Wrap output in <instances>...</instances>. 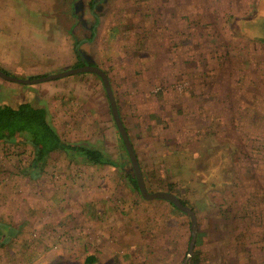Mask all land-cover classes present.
<instances>
[{
  "label": "rangeland",
  "instance_id": "1",
  "mask_svg": "<svg viewBox=\"0 0 264 264\" xmlns=\"http://www.w3.org/2000/svg\"><path fill=\"white\" fill-rule=\"evenodd\" d=\"M56 1L51 34L55 46L63 43V56L53 48L45 67H53L51 76L75 69L78 48L80 62L106 73L148 192L169 189L194 209L188 264H264V0ZM111 26L119 30L109 39ZM11 42L20 60L41 54ZM46 55L30 65L47 64ZM55 81L63 82V95L49 98L39 93L43 82L18 88L9 82L0 106L59 105L60 116L50 117L59 136L104 150L118 167L53 154L31 178L24 175L31 148L0 144V220L19 228L0 249V264H85L88 256L95 264H182L190 219L165 202L142 199L131 185L132 167L100 79L85 73ZM176 85L184 87L175 92ZM76 96L95 115L94 129L63 116ZM139 112L143 123L156 124L150 136L134 134ZM188 128L189 137L181 132ZM187 144L195 145V165L187 161Z\"/></svg>",
  "mask_w": 264,
  "mask_h": 264
},
{
  "label": "crops",
  "instance_id": "2",
  "mask_svg": "<svg viewBox=\"0 0 264 264\" xmlns=\"http://www.w3.org/2000/svg\"><path fill=\"white\" fill-rule=\"evenodd\" d=\"M58 1L59 0H57L55 3L61 5ZM52 5H53V0H0V69L1 70L9 74H14L15 76H17L14 78H18L19 80H26V81L48 77V76H51V74H53L52 73L53 67H51L50 69V67L46 68L45 66L51 64L53 61V57H52L53 48L56 52H60L63 56V47H62L63 43L59 42V46H55L58 44L57 42L53 43V37L51 34ZM100 7H101V10L99 11H102V12L105 11V9H107L109 13L125 12L124 8H122V10L120 9L111 10L110 7H106V6H100ZM219 8H222V7L219 6ZM125 9H131V8L130 6H128ZM205 11L211 12V10H206V9ZM193 12H196V11L193 10ZM111 17L112 19H116L115 16L111 15ZM123 18L124 17L120 19H123ZM108 22H110V20ZM109 28H110L108 30L109 34L107 35V38L111 39L110 35L118 31L119 28L115 26H111ZM5 29L12 30V33L9 32V34H12V37L6 35ZM95 35L96 34L94 33V36ZM11 41H13L14 43L13 46L26 45V46H29L30 48L36 47L39 51H41V54H37V53L35 54V52H31L32 57H33L31 61H29V59L20 60L18 57H20L22 54L16 55V49L9 48V44L10 45L12 44ZM42 53L45 55V57H43ZM46 54L50 55V58H49L50 61L47 64L35 65L34 66L35 68L33 67V65H30V62L38 63L39 61L47 60ZM156 61H158V59H156ZM163 75H169V74L168 72L164 71ZM55 82L56 83H52V80H51V81L43 82L39 86L40 87L39 93L42 95L43 98L63 95V90H64L63 82L62 83L57 82V81ZM10 85H9V82L0 79V90L6 87L7 89L12 87ZM13 85H16L17 86L16 88H18V86L26 85V84L13 83ZM123 88L125 90L132 89V87L128 85H123ZM84 107H85V102L83 100H78V97L76 96V99L74 98V101L72 102V106H70L69 108L68 106H63V116L66 114L68 117H72V118L78 117L79 121L81 120V122H83L84 125L86 126L89 125L87 126L88 128L91 126V128L94 129L93 126L95 124V121H94L95 115L92 113L90 107H87V108H84ZM178 107L179 106H177V109ZM81 108H84V109H81ZM58 109H59V105L51 106L50 108L47 107L50 117H55L57 115L60 116ZM140 112H141V109H140ZM140 112H139V119H140L139 124L136 123L132 125L134 128L133 129L134 134L138 135V134L145 133V134H149L150 136V134H153L156 131L157 129L156 124L154 121H151V122L147 121V123H143L144 118H142V113ZM119 115H120V112H119ZM190 116H191L190 123L193 126L194 123L196 122L195 115H192V114L189 115L188 117L189 119H190ZM123 126L126 130L128 137H130V132L128 131V128L125 125V123H123ZM181 132L183 134H186L188 137L190 136L189 128L186 130L182 129ZM190 141L192 142V144H194V140L188 138L189 143ZM154 146L155 145L152 144L151 148H155ZM184 151L186 152L188 163L192 161L193 165H195L196 158H197L196 154H198L197 151L195 150V145L189 148V144H187V148L184 149ZM152 157H154V155H152ZM178 164L186 165L184 161L183 162L179 161ZM140 170L142 172V176L144 179V175H143V171L141 167H140ZM22 172L23 171H21V173ZM19 176L23 177L22 175H19ZM19 178L20 177H17V180ZM144 182H145V179H144ZM146 184L147 183H145V186L147 189L148 185ZM16 228L19 229L18 227Z\"/></svg>",
  "mask_w": 264,
  "mask_h": 264
},
{
  "label": "trees",
  "instance_id": "3",
  "mask_svg": "<svg viewBox=\"0 0 264 264\" xmlns=\"http://www.w3.org/2000/svg\"><path fill=\"white\" fill-rule=\"evenodd\" d=\"M262 27L264 28V24ZM261 42H264V37L262 38ZM75 54L78 57V63L74 68H79L82 66V64L80 62L81 54L78 48H75ZM84 63L88 66H95L85 61ZM0 71L9 76L5 71L1 69ZM94 76L97 77L96 75ZM19 143L29 146L32 150V159L29 164V169H27L24 174L26 176L30 175L31 178L39 175L41 169L53 154H63L71 161L74 160L76 163H80L85 166L118 167L117 163L112 161L108 154L104 152V150L98 149L97 147L93 145L91 146L84 142L68 143L62 139L59 136L56 128L53 126L49 112L45 107H33L25 102L18 104L17 106L1 105L0 144ZM130 183L138 192L134 176L130 178ZM162 192L172 194V191L169 189H163ZM175 196L184 206L189 207L191 211L194 212V209L190 207V204L187 201L177 195ZM165 203L178 214L188 218L187 215L178 211L170 203ZM16 229V227L0 220V249L16 234ZM84 263L95 264L96 258L93 256H88Z\"/></svg>",
  "mask_w": 264,
  "mask_h": 264
},
{
  "label": "water",
  "instance_id": "4",
  "mask_svg": "<svg viewBox=\"0 0 264 264\" xmlns=\"http://www.w3.org/2000/svg\"><path fill=\"white\" fill-rule=\"evenodd\" d=\"M81 64H82L81 67L75 68L73 70H69L67 72H62V73H59V74H56L53 76H48V77H44V78H40V79H36V80H28V81L15 79L13 77L7 76L2 71H0V79L7 81V82L32 85V84L47 82V81H51V80H55V79H61L64 77H68V76H72V75H79V74H84V73L96 75L100 79L102 86H103V89L105 91V94H106V97L108 100V104H109L111 117L113 119V122L115 124L116 129H117V132L120 136V139H121L123 146L125 148V151L127 153L130 165L132 167L133 175L135 178L137 190H138L140 196L146 201H156L157 200V201L168 202L171 205H173L178 211L187 215L190 219L191 239L189 242V247H188V252H187L186 258L182 262V264H188V261L193 254V248H194V244H195V240H196V228L197 227H196V216H195L194 212H192L189 207L184 206L180 202V200L173 194L166 193V192L150 193L147 191L146 186H145V182H144V179L142 176V172H141L139 164H138L136 154H135L134 149L132 147V144L129 140V137L126 133V130L123 126V123L119 117L117 104L115 102L108 77L106 76V74L102 70H100L96 67L88 66L84 62H81Z\"/></svg>",
  "mask_w": 264,
  "mask_h": 264
},
{
  "label": "built area",
  "instance_id": "5",
  "mask_svg": "<svg viewBox=\"0 0 264 264\" xmlns=\"http://www.w3.org/2000/svg\"><path fill=\"white\" fill-rule=\"evenodd\" d=\"M184 85H176L173 86V89H175L176 92H180L183 89Z\"/></svg>",
  "mask_w": 264,
  "mask_h": 264
}]
</instances>
